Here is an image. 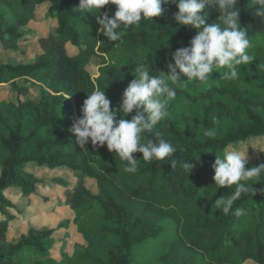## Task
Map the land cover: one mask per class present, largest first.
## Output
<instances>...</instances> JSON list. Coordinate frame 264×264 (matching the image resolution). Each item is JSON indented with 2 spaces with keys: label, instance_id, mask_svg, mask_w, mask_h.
<instances>
[{
  "label": "trees",
  "instance_id": "1",
  "mask_svg": "<svg viewBox=\"0 0 264 264\" xmlns=\"http://www.w3.org/2000/svg\"><path fill=\"white\" fill-rule=\"evenodd\" d=\"M249 4L238 0L237 7L254 62L239 66L242 71L235 80L222 79L225 69H220L205 83L173 86L177 96L170 102V118L144 134L143 142L162 137L176 146L174 158L194 166L188 176L179 163L172 168L166 161L146 162L140 153L134 154L141 159L138 171L126 173L106 145L93 148L89 143L81 149L71 131L87 94L96 89L105 90L110 109L119 107L137 64L145 63L153 75L167 74L175 51L197 35L196 29L174 20L175 5H162L163 14L154 24L142 20L139 27L124 31L122 41L109 42L98 32L96 13L75 10L79 0H0V49L17 51L35 40L41 50L24 65L0 64V84L27 79L47 89L38 101L0 102V264H13L29 248L45 254L44 241L54 231L31 228L18 241H9L14 215L7 210L16 206L7 192L37 196L40 181L31 166L70 173L71 181L54 180L60 193L47 213L59 207L78 214L99 203L105 220L115 224L119 243L100 264H264V178L253 185L255 195L234 202L233 210L242 207L245 215H225L214 204L231 192L215 187L216 155L248 139L264 138V22ZM43 6L54 21L48 35L21 32L33 22L40 24L38 10ZM114 12V5L101 10L109 17ZM208 15L207 23L218 22V12L208 10ZM105 55L117 64L105 67L96 86L87 66L93 59L104 65ZM65 96L72 97L73 106ZM206 129H214L215 137L205 136ZM246 158V169L264 164V150ZM88 181L95 182L96 193L86 187Z\"/></svg>",
  "mask_w": 264,
  "mask_h": 264
},
{
  "label": "clouds",
  "instance_id": "2",
  "mask_svg": "<svg viewBox=\"0 0 264 264\" xmlns=\"http://www.w3.org/2000/svg\"><path fill=\"white\" fill-rule=\"evenodd\" d=\"M173 4L178 11L174 20L181 26L196 29L197 35L187 47H181L172 55V63L167 64L168 72L153 75L145 63L136 65V73L128 88L124 91L118 108H111V101L105 90L96 89L83 101L82 116L71 131L81 149L91 143L93 148L104 147L119 157L124 163L126 173L138 171V161H166L172 168L180 167L190 175L194 167L189 161H177L174 154L177 147L162 137L143 142L144 134H152L158 123L170 118V102L177 96L173 86H182L189 82L205 83L209 76L225 69L224 80L239 78L242 68L254 62L249 54L252 46L247 28L240 24L238 0H79L75 10L96 13L99 34L109 42L122 41L124 31L131 26L139 27L141 21L154 24V18L163 14L162 5ZM107 5H114V15L101 14ZM250 8H256L255 16L264 22V0H250ZM208 10L219 13L217 23H207ZM131 119H126L130 114ZM121 118L117 119V116ZM214 122H216L214 120ZM204 135L215 137L214 129H206ZM142 154L136 159L134 154ZM246 154L238 149H225L216 155L213 169L215 187L231 189L227 196L216 199L215 206L225 215L236 217L246 214V209L236 207L234 202L242 195H255L253 185L264 178V164L246 169ZM252 181L251 184L246 183ZM234 186V188H233ZM264 192V188H261Z\"/></svg>",
  "mask_w": 264,
  "mask_h": 264
},
{
  "label": "rangeland",
  "instance_id": "3",
  "mask_svg": "<svg viewBox=\"0 0 264 264\" xmlns=\"http://www.w3.org/2000/svg\"><path fill=\"white\" fill-rule=\"evenodd\" d=\"M38 15L40 19L38 22L41 25L33 22L21 32L28 29L37 32V36L45 37L48 35L50 29L54 27V21L48 15L47 7H41L38 10ZM37 25L38 27L34 29ZM69 50L71 53L74 52L73 49L72 51ZM40 54L41 50L35 40L26 41L19 45L17 51L4 52L0 49V64L24 65ZM105 60V64L101 65L99 59H93L87 66L91 80L96 86L105 67L117 64L113 57L105 55ZM12 83L18 85L19 89H14ZM43 90H47L44 84L27 79H15L7 84H0V102L19 104L28 100L38 101ZM65 99L73 106L71 96H65ZM68 112L67 110V114ZM79 118L81 117L78 116L74 123ZM227 149H238L244 152L246 157L255 158L258 153L264 150V138H251L244 143L229 146ZM135 158L137 159V157ZM29 168L40 181V184L36 186L37 196L22 198L17 191L7 192L10 201L16 206L15 210H7L14 215L8 231L9 241H18L31 228L54 231L44 241L45 254L36 249H25L18 257L14 258L13 264H30L33 262H40L41 264H100L105 262L110 251L119 241L116 234L113 233L115 224L105 220L99 203H95L90 209L82 210L78 214L59 207L54 209V212L47 213L49 208L55 204L54 201L60 193L54 180L61 178L69 181L71 179L70 173L68 170L60 168L53 171L47 168L38 169L34 166ZM86 187L93 193L98 190L94 181H88Z\"/></svg>",
  "mask_w": 264,
  "mask_h": 264
}]
</instances>
